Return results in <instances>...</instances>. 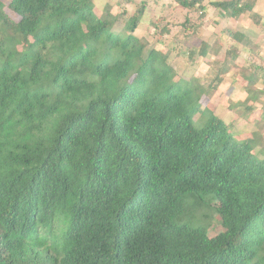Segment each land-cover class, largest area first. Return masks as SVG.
Instances as JSON below:
<instances>
[{"label":"trees","instance_id":"trees-1","mask_svg":"<svg viewBox=\"0 0 264 264\" xmlns=\"http://www.w3.org/2000/svg\"><path fill=\"white\" fill-rule=\"evenodd\" d=\"M94 1L0 0V264H264L263 142L202 110L206 87L165 53L145 55V2L117 31ZM255 1L212 4L238 17Z\"/></svg>","mask_w":264,"mask_h":264},{"label":"rangeland","instance_id":"rangeland-1","mask_svg":"<svg viewBox=\"0 0 264 264\" xmlns=\"http://www.w3.org/2000/svg\"><path fill=\"white\" fill-rule=\"evenodd\" d=\"M220 1L232 0H206L204 12H189L173 0H95L94 8L98 17H104L106 7L110 8L111 14L118 19L115 30L121 31L136 8L145 2V15L134 33L146 44L145 55L152 49L159 50L168 56V62L178 72V80L198 78L207 89L201 99L202 110H210L224 119L230 131L241 139L259 138L264 148V83L259 79L251 86L252 72L242 73L255 60L260 64L264 61V0H258L257 4L255 1L256 7L252 12L238 17L217 10L212 3ZM255 15L259 26L254 24L252 17ZM186 18L193 25L188 30L183 25ZM157 26L166 28L168 32L159 36L155 29ZM238 34L245 36L243 42L236 38ZM203 45L207 47L205 57H189L191 50ZM231 49L239 52L235 67L214 88L211 81ZM250 89L257 97L255 100L250 97ZM245 106H251L252 112H247ZM200 118L199 114L195 116L196 120ZM260 143L257 153L261 151ZM211 222L210 235L214 236L221 230L220 218L213 217Z\"/></svg>","mask_w":264,"mask_h":264},{"label":"crops","instance_id":"crops-1","mask_svg":"<svg viewBox=\"0 0 264 264\" xmlns=\"http://www.w3.org/2000/svg\"><path fill=\"white\" fill-rule=\"evenodd\" d=\"M258 3V0H257V2H256V4Z\"/></svg>","mask_w":264,"mask_h":264}]
</instances>
